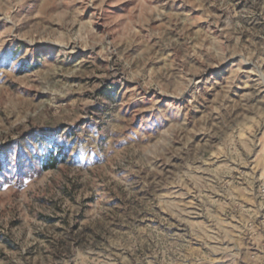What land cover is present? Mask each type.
<instances>
[{"label":"rangeland","instance_id":"rangeland-1","mask_svg":"<svg viewBox=\"0 0 264 264\" xmlns=\"http://www.w3.org/2000/svg\"><path fill=\"white\" fill-rule=\"evenodd\" d=\"M263 186L264 0H0V264H264Z\"/></svg>","mask_w":264,"mask_h":264},{"label":"trees","instance_id":"trees-1","mask_svg":"<svg viewBox=\"0 0 264 264\" xmlns=\"http://www.w3.org/2000/svg\"><path fill=\"white\" fill-rule=\"evenodd\" d=\"M55 165H56V164H54V163L47 164L44 168H45V169H50V168L55 167Z\"/></svg>","mask_w":264,"mask_h":264},{"label":"built area","instance_id":"built-area-1","mask_svg":"<svg viewBox=\"0 0 264 264\" xmlns=\"http://www.w3.org/2000/svg\"><path fill=\"white\" fill-rule=\"evenodd\" d=\"M261 193L264 194V186L261 189Z\"/></svg>","mask_w":264,"mask_h":264}]
</instances>
